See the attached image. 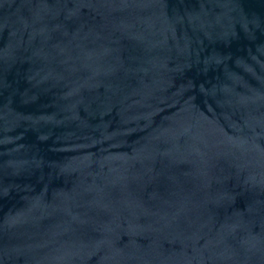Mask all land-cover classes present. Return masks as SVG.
<instances>
[{
  "label": "water",
  "instance_id": "obj_1",
  "mask_svg": "<svg viewBox=\"0 0 264 264\" xmlns=\"http://www.w3.org/2000/svg\"><path fill=\"white\" fill-rule=\"evenodd\" d=\"M0 264H264V0H0Z\"/></svg>",
  "mask_w": 264,
  "mask_h": 264
}]
</instances>
